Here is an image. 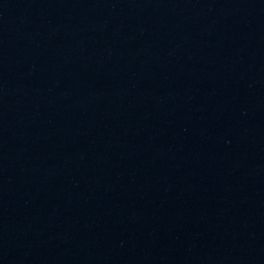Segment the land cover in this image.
I'll return each mask as SVG.
<instances>
[{"label":"water","instance_id":"1","mask_svg":"<svg viewBox=\"0 0 264 264\" xmlns=\"http://www.w3.org/2000/svg\"><path fill=\"white\" fill-rule=\"evenodd\" d=\"M0 264H264V0H0Z\"/></svg>","mask_w":264,"mask_h":264}]
</instances>
